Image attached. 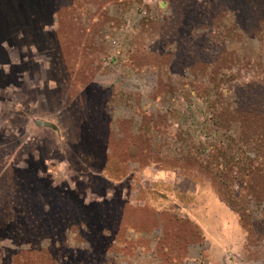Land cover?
<instances>
[{
  "label": "rangeland",
  "instance_id": "1",
  "mask_svg": "<svg viewBox=\"0 0 264 264\" xmlns=\"http://www.w3.org/2000/svg\"><path fill=\"white\" fill-rule=\"evenodd\" d=\"M6 1L0 264H264V0Z\"/></svg>",
  "mask_w": 264,
  "mask_h": 264
},
{
  "label": "trees",
  "instance_id": "2",
  "mask_svg": "<svg viewBox=\"0 0 264 264\" xmlns=\"http://www.w3.org/2000/svg\"><path fill=\"white\" fill-rule=\"evenodd\" d=\"M33 1V0H32ZM31 1V2H32ZM44 1V0H43ZM45 2V1H44ZM9 4V2L8 1H6V0H0V13L2 12V10H4V8H5V6L7 7L8 6V4ZM33 3H34V1H33ZM31 5H32V3H31ZM37 5V3L35 2V4H34V6H36ZM23 16L22 15H18L17 16V19H19V18H22ZM6 18L7 17H5L4 16V18H2V16H0V23L2 24V26H3V24L5 25L6 23H7V20H6ZM21 21V20H20ZM19 21V22H20ZM5 28V26L4 27H1V29H2V31H4L3 29ZM3 40V36H2V34H0V43H1V41ZM3 53H5V51H3Z\"/></svg>",
  "mask_w": 264,
  "mask_h": 264
}]
</instances>
